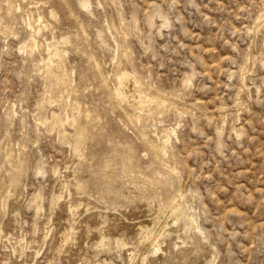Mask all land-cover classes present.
I'll return each instance as SVG.
<instances>
[{
  "label": "rangeland",
  "instance_id": "obj_1",
  "mask_svg": "<svg viewBox=\"0 0 264 264\" xmlns=\"http://www.w3.org/2000/svg\"><path fill=\"white\" fill-rule=\"evenodd\" d=\"M78 1L0 0V264H264V0Z\"/></svg>",
  "mask_w": 264,
  "mask_h": 264
},
{
  "label": "bare ground",
  "instance_id": "obj_2",
  "mask_svg": "<svg viewBox=\"0 0 264 264\" xmlns=\"http://www.w3.org/2000/svg\"><path fill=\"white\" fill-rule=\"evenodd\" d=\"M78 2H80V5H81L84 9H86V10H90V7H91L90 1H88V0H79ZM18 6L20 7V5H18ZM18 6H17V7H18ZM12 7H13V6H12ZM82 7H81V8H82ZM18 9H19V8H18ZM20 9H21V8H20ZM20 9H19V10H20ZM9 11H10V10H9ZM51 14L54 15V12L52 11ZM261 14H262V13H261ZM261 16L263 17V14H262ZM151 18H152V17H151ZM153 18H154V17H153ZM164 18H166V17H164ZM164 18H163V19H164ZM259 18H260V17H259ZM38 19H39V23H40V25H39L38 27L33 26L32 22L29 23V26L31 27V33H30V39H29V42H30V44H31V48H36V47L40 46V45H39L40 41L38 40V35L41 33V31H42L44 28L48 27V24L44 21V17H43L42 15H39ZM151 20H152V19H151ZM259 20H260V19H259ZM259 20H258V22H259ZM261 20H262V19H261ZM152 22H153V20H152ZM152 22H151V23H152ZM163 22H164V20H163ZM167 22H168V20H167ZM258 22H257V23H258ZM262 22H263V20H262ZM39 23H38V24H39ZM27 24H28V23H27ZM261 24H263V23H261ZM163 26H165V25H163ZM258 26H259V25H258ZM258 26H257V27H258ZM260 26L262 27V25H260ZM109 29H111V26H110V25H109ZM116 30H118V29H116ZM112 32H113V30H112ZM99 33H100V32H99ZM117 33H118V32H117ZM112 35H113V34H112ZM99 37H100V36H99ZM113 37L115 38V44L117 45V47H116L117 49H116V48H115V49L118 50V49L120 48L119 41L116 40V37H115V36H113ZM63 39H64V38H63ZM66 39H67V38H66ZM117 39H118V38H117ZM61 41L63 42L64 40H61ZM61 41H60V42H61ZM65 42H66V40H65ZM68 42H70V41H68ZM27 43H28V42H27ZM27 43H26V44H27ZM48 43H49V42H48ZM54 43H55V42H54ZM54 43H53V44H54ZM56 43H57V41H56ZM58 43H59V42H58ZM63 43H64V42H63ZM28 44H29V43H28ZM25 46H26V45H25ZM47 46H49V45H47ZM51 46H53V45H51ZM51 46H50V47H51ZM53 47H54V46H53ZM38 48H39V47H38ZM124 49H126V48H124ZM124 49H123V50H124ZM48 50H50V49L48 48ZM121 50H122V49H121ZM53 51H54V50H53ZM53 51H52V52H53ZM50 52H51V51H50ZM54 52H55V51H54ZM118 52H119V50H118ZM56 53H57V52H56ZM56 53H52V54H56ZM125 53H126V52H125ZM48 54H50V53H48ZM115 54H116V53H115ZM123 54H124V53H123ZM58 55H59V52H58ZM126 55H127V54H126ZM52 56H54V55H52ZM46 59H47V58H46ZM55 59H56V58H55ZM58 59H59V58H58ZM42 60H44V58H42ZM51 60H52V58H51ZM49 61H50V60H49ZM57 61H58V60H57ZM114 61H115V60H114ZM54 62H55V61H54ZM60 62H61V61H60ZM43 63H45V61H43ZM48 63H49V62H48ZM57 63H58V62H57ZM115 63H116V62H115ZM46 64H47V63H46ZM97 64H99V63L97 62ZM57 65H58V64H57ZM44 66H45V65H44ZM47 66H48V64H47ZM98 66H99V65H98ZM49 67H50V66H49ZM56 68H57V67H56ZM62 68H63V67H62ZM98 68H99V67H98ZM243 68H244V67H243ZM45 69H46V68H45ZM64 69H65V68H64ZM123 69H124V68H123ZM126 69H127V68H126ZM126 69H125V70H126ZM100 70H101V69H100ZM46 71H48V70H46ZM98 71H99V69H98ZM119 71H120V70H119ZM121 71H122V70H121ZM126 71H128V70H126ZM55 72H56V71H55ZM63 72H64V71H63ZM101 72H102V71H101ZM124 72H125V71H124ZM136 72H137V71H136ZM57 73H58V72H57ZM99 73H100V72H99ZM102 73H103V72H102ZM102 73H100V74H102ZM120 73H122V72H120ZM134 74H135V73H134ZM103 75H104V73H103ZM116 75H117V74H116ZM105 76H106V75H105ZM102 77H103V76H102ZM116 77H117V76H116ZM116 79H117V78H116ZM116 79H115V80H116ZM117 80H118L119 84H117L118 86H116L115 91H114V94H115L119 99L125 97V95H126V90H125V92L123 91V86H124V84H125L126 81H134V82L138 83V81H136V77H135L134 75H132L130 72H129V73L125 72V73H123L121 76H120V74H119V77H118ZM139 81H141V80L139 79ZM243 81H244V79H243ZM105 83H106V82H105ZM105 83H104V85H105ZM107 83H108V82H107ZM241 83H242V82H241ZM129 84H130V83H129ZM138 84H139V83H138ZM115 85H116V84H115ZM127 85H128V83H127ZM135 85H136V84H134V86H135ZM142 85H143V83H142ZM106 86H107V85H106ZM113 86H114V85H113ZM109 87H110V86H109ZM126 87H127V86H126ZM244 87H245V86H244ZM244 87H242V89H244ZM112 88H113V87H112ZM130 88H131V87H130ZM136 88H139V87H136ZM136 88H135V89H136ZM151 88H153V87H151ZM240 88H241V87H240ZM155 89H157V88H155ZM144 90H145V89H144ZM158 90H159V89H158ZM246 90H247V89H246ZM137 91H139V90H137ZM145 91H147V90H145ZM159 91H160V90H159ZM130 92H131V91H130ZM143 92H144V91H143ZM156 92H157V91H156ZM244 92H245V90H244ZM128 93H129V92H128ZM146 93H147V92H146ZM148 93H149V91H148ZM148 93H147V94H148ZM152 93H153V92H152ZM135 94H136V93H135ZM144 94H145V93H144ZM144 94H142V95H144ZM149 94H150V93H149ZM157 94H158V93H157ZM164 94H165V93H164ZM239 94H241V93L239 92ZM166 95L168 96V94H166ZM169 95H170V94H169ZM241 95H242V94H241ZM146 96L148 97V95H146ZM149 96H150V95H149ZM154 96H155V95H154ZM117 97H116V98H117ZM134 97H135V96H134ZM147 97H146V98H143L142 101H141V103H144V102H145V105H146V104H147V103H146L147 101H150V100L153 101V100H154V98H152L153 95H152V97H151V96L148 97V98H147ZM157 97H160V96L157 95ZM162 97H164V96L161 95V99H163ZM170 97H171V96H170ZM137 98H138V97H137ZM240 98H241V97H239V99H240ZM126 99H127V97H126ZM128 99H129V97H128ZM241 99H242V98H241ZM155 100H156V99H155ZM158 100H159V99H158ZM242 100H243V99H242ZM162 101H163V100H162ZM162 101H161V102H162ZM164 101H165V100H164ZM167 101H168V100H167ZM167 101L164 102V103H167ZM171 101H172V100H171ZM171 101H170V102H171ZM236 101H237V100H236ZM124 102H125V101H124ZM124 102H123V103H124ZM168 102H169V101H168ZM172 102H173V105H172V106H174V102H175V101H172ZM237 102H239V101H237ZM121 103H122V102H121ZM131 103H132V102H131ZM137 103H138V102H137ZM159 103H160V102H159ZM242 103H243V102H242ZM151 104H152V103H151ZM170 104H171V103H170ZM175 104H176V103H175ZM235 104H237V103H235ZM139 105H140V104H139ZM147 105H148V104H147ZM162 105H163V104H162ZM167 105H168V104H167ZM167 105H165V106H167ZM238 105H239V104H238ZM238 105H237V106H238ZM156 106H157V105H156ZM176 106H177V105H176ZM239 106H240V105H239ZM143 107H144V106H143ZM148 107H150V106H148ZM169 107H171V105H170ZM240 107H242V106H240ZM154 108H156V107H154ZM236 108H237V107H236ZM166 109H167V108H166ZM241 109H242V108H241ZM138 110H139V109H138ZM142 110H143V109H142ZM142 110H141V111H142ZM144 111H145V110H144ZM144 111H143V112H144ZM151 111H152V110H151ZM179 111H180V113H181V110H179ZM149 112H150V111H149ZM140 113H141V112H140ZM182 113H183V112H182ZM10 116H12V115L10 114ZM7 117H8V116H7ZM139 117H140V115L138 116V119H139ZM142 117H143V116H142ZM10 118H11V117H10ZM56 118H57V117H56ZM68 118H69V117H68ZM75 118H76V117H75ZM8 119H9V118H8ZM130 119H131L130 121H133L132 118H130ZM56 120H58V118H57ZM59 120H60V118H59ZM39 121H40V120H39ZM61 121H62V120H61ZM64 121H65V120H64ZM67 121H68V119H67ZM74 121H75V120H74ZM141 121H142V119H141ZM141 121H140V122H141ZM60 123H61V122H60ZM74 123H75V122H74ZM54 124H55V123H54ZM139 124H140V123H139ZM63 125H64V123H63ZM136 125H138V124H136ZM75 126H76V125H75ZM78 126H79V124H78ZM138 126H139V125H138ZM55 127H56V126H55ZM76 127H77V126H76ZM139 127H140V126H139ZM141 127H142V126H141ZM77 129H78V128H77ZM142 129H143V128H142ZM78 130H79V129H78ZM81 130H82V127H81ZM76 131H77V130H76ZM82 131H84V130H82ZM142 131H143V130H142ZM142 131H141V133H143L145 130H144L143 132H142ZM77 133H78V131H77ZM83 133H84V132H82V134H83ZM82 134H81V135H82ZM139 134H140V133H139ZM175 134H176V128L164 129V130H163V137L161 138V139H163V140H162L163 143H168L169 140H170V138H172V135H175ZM83 135H84V134H83ZM141 135H142V134H140V136H141ZM147 135H148V134H147ZM147 135H146V136H147ZM78 136H79V135H78ZM143 136H144V133H143ZM150 136H151V135H150ZM148 138H149V137H148ZM151 138H152V136H151ZM142 139H143V138H142ZM145 141H146V139H145ZM147 141H148V140H147ZM149 141H150V140H149ZM149 141H148V142H149ZM151 141H152V140H151ZM148 142H147V143H148ZM149 143H150V142H149ZM149 143H148V144H149ZM152 143H154V142H151V144H152ZM155 143H157V142H155ZM160 144H161V143H160ZM163 145H164V144H163ZM155 146H156V145H155ZM155 146H154V147H155ZM165 146H166V145H165ZM152 147H153V146H152ZM154 147H153V148H154ZM157 147H158V149H159V146H158V145H157ZM155 149H156V148H155ZM161 150H162V149H161ZM166 150H167V149H166ZM166 150L164 151V153H161V154H162V155L164 154L165 156H167V151H166ZM153 152H154V151H153ZM159 152H160V151H159ZM157 154H158V153H157ZM159 154H160V153H159ZM155 156H156V155H155ZM165 156H164V157H165ZM156 157H157V156H156ZM158 157H159V156H158ZM162 158H163V157H162ZM153 159H154V158H153ZM155 159H156V158H155ZM166 159H167V158H166ZM156 160H157V159H156ZM163 160H164V159H163ZM163 160H161V161H163ZM166 161H167V160H166ZM166 161H165V162H166ZM156 162H157V161H156ZM169 163H170V162H169ZM158 164H159V162H158ZM170 164H171V163H170ZM156 165H157V164H156ZM162 165H163V164H162ZM157 166H158V165H157ZM166 166H167V165H166ZM171 166H172V165H171ZM167 167H169V168H168L169 171H168L167 169H164V168H162V170H163V169H164V170H167V171L169 172L170 176L173 175L174 177H176V174L178 173V172L176 171V169H174V167L172 168V167H170V166H167ZM175 167H176V166H175ZM160 168H161V167H159V169H160ZM14 169H15V168H14ZM16 171H17V170H16ZM41 171H42V170H41ZM167 171H166V172H167ZM178 171H179V170H178ZM168 172H167V173H168ZM179 173H180V172H179ZM177 177H178V176H177ZM172 178H173V177H172ZM16 179H17V178H16ZM16 179H15V181H17ZM176 183H178V182H176ZM13 184H14V182H13ZM79 184H80V183H79ZM79 184H78V185H79ZM142 184H143V183H142ZM144 185H145V184H144ZM13 186H16V185H13ZM80 187H81V185H80ZM65 188H66V187H65ZM177 190H178V189H177ZM179 191H180V190H179ZM179 191H178V192H179ZM176 192H177V191H176ZM176 192H175V193H176ZM9 193H10V192H9ZM175 193H174V194H175ZM179 193H180V192H179ZM8 195H9V194H8ZM121 195H122V194H121ZM10 196H11V195H10ZM10 196H9V197H10ZM124 196H125V195H124ZM124 196H122L121 198H123ZM174 196H175V195H174ZM179 196H180V195H179ZM182 196H183V195H182ZM9 197H8V198H9ZM125 198H126V197H125ZM184 198H185V197H183L182 199H184ZM10 199H11V198H10ZM172 199H173V197H172ZM172 199H171V200H172ZM175 199H176V198H175ZM177 199H178V198H177ZM177 199H176L175 201H177ZM5 200H6V198H5ZM171 200H170V201H171ZM178 200H180V199H178ZM163 201H165V200H163ZM163 201H162V202H163ZM187 201H188V200H187ZM173 202H174V201H173ZM173 202H171V204H172ZM178 202H179V201H178ZM2 203H3V202H2ZM161 204H162V203H161ZM169 204H170V202H169ZM175 204H177V203H175ZM179 204H180V203H179ZM163 205H164V204H163ZM170 206H172V205H170ZM173 206H174V205H173ZM175 206H176V205H175ZM180 206H181V205H180ZM163 207H164V206H163ZM177 207H178V206H177ZM3 208H4V207H3ZM76 208H78V207H76ZM169 208H170V207H169ZM169 208H168V209H169ZM174 208H175V207H174ZM170 209H171V208H170ZM189 209H190V208H189ZM189 209H188V210H189ZM191 209H192V208H191ZM71 210H72V209H71ZM171 210H173V209H171ZM192 210H193V209H192ZM175 211H176V210H175ZM72 212H73V211H72ZM76 213H77V210H76ZM170 213H171V212H170ZM181 213H182V212H181ZM191 213H192V212H191ZM158 214H159V213H158ZM172 214H173V213H172ZM155 215L157 216V214H155ZM187 216H188V218H189V221L192 222V224H195V219L197 220V218H195V216H194L193 214H188V213H187ZM153 217H154V215H153ZM184 217H185V216H184ZM150 218H151V217H150ZM157 218H158V217H157ZM160 218H161V217H160ZM186 219H187V218H186ZM158 220H159V219H158ZM159 221H160V220H159ZM154 222H155V221H154ZM156 222H157V221H156ZM187 222H188V220H187ZM190 222H189V224H190ZM196 222H197V221H196ZM155 224H156V223H155ZM189 224H188V225H189ZM192 224H191V225H192ZM196 224H197V223H196ZM153 225H154V224H153ZM157 225H158V224H157ZM197 225H198V224H197ZM155 226H156V225H155ZM155 226H154L153 228L158 227V226H156V227H155ZM165 226H166V225H165ZM198 226H200V225H198ZM71 227H72V226H71ZM195 227H196V226H195ZM142 228H143V227H142ZM162 228H163V227H162ZM164 228H165V227H164ZM68 229H69V228H68ZM72 229H73V228H72ZM143 229H144V228H143ZM149 229H150V227H147L145 231H144V230H142V231H144V233H146V234H148V235H150V236H153L154 233H153L152 230H151L152 227H151L150 230H149ZM156 229H157V228H156ZM2 230H3V229H1V231H2ZM66 230H67V229H66ZM66 230H65V231H66ZM153 230H155V229H153ZM3 231H4V230H3ZM162 231H163V230H162ZM144 233H143V234H144ZM160 233H162V232H160ZM144 236H145V234H144ZM144 236H143V237H144ZM159 236H160V234H159ZM0 237H1V236H0ZM66 237H67V239H68V241H69V240L72 239V237H73V236H72V233H68ZM101 238H102V237H101ZM146 238H147V237H146ZM146 238H145V239H146ZM149 238H150V237H149ZM149 238H148V239H149ZM104 239H105V237H104ZM140 239H141V238H140ZM123 240H124V239L122 238V242H118V243H116V244H117L118 246H120V245L123 246V244H122V243H124ZM103 241H104V240H103ZM111 241H112V239H111ZM116 241H117V240H116ZM116 241H115V242H116ZM120 241H121V240H120ZM139 241H140V240H139ZM101 242H102V241H101ZM104 242H105V241H104ZM106 242H107V241H106ZM142 242H143V241H142ZM154 242H155V240L153 241V243H154ZM98 243H99V242H98ZM109 243H110V242H109ZM109 243H108V245L111 244V243H110V244H109ZM138 243H139V242H138ZM155 243H156V242H155ZM64 244H65V243H64ZM100 244H102V243H100ZM103 244H104V243H103ZM105 244H106V243H105ZM105 244H104L103 246H105ZM143 244H144V243H143ZM112 245H113V244H111V246H112ZM117 245H116V246H117ZM141 245H142V244H141ZM118 246H117V247H118ZM126 246H127V245H126ZM153 246H154V245H153ZM153 246H152V247H153ZM105 247H108V246H105ZM109 247H110V246H109ZM137 248H139V247H137ZM153 249H154V248H153ZM131 250H132V249H131ZM159 250H160V249L157 248L155 252L158 253ZM135 253H137V252H135ZM133 258H134V256H133ZM143 259H144V261L146 260V258H143Z\"/></svg>",
  "mask_w": 264,
  "mask_h": 264
}]
</instances>
